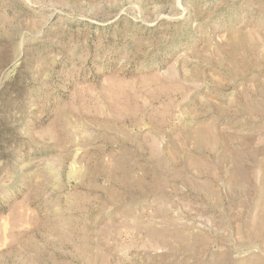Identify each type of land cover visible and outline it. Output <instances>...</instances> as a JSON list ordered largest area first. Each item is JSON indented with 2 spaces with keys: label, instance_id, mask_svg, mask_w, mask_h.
Segmentation results:
<instances>
[{
  "label": "rangeland",
  "instance_id": "374dc122",
  "mask_svg": "<svg viewBox=\"0 0 264 264\" xmlns=\"http://www.w3.org/2000/svg\"><path fill=\"white\" fill-rule=\"evenodd\" d=\"M0 264H264V0H0Z\"/></svg>",
  "mask_w": 264,
  "mask_h": 264
}]
</instances>
